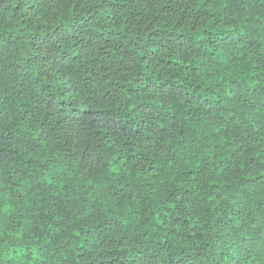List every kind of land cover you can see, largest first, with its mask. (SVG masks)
I'll use <instances>...</instances> for the list:
<instances>
[{
    "label": "trees",
    "instance_id": "trees-1",
    "mask_svg": "<svg viewBox=\"0 0 264 264\" xmlns=\"http://www.w3.org/2000/svg\"><path fill=\"white\" fill-rule=\"evenodd\" d=\"M0 264H264V0H0Z\"/></svg>",
    "mask_w": 264,
    "mask_h": 264
},
{
    "label": "snow or ice",
    "instance_id": "snow-or-ice-1",
    "mask_svg": "<svg viewBox=\"0 0 264 264\" xmlns=\"http://www.w3.org/2000/svg\"><path fill=\"white\" fill-rule=\"evenodd\" d=\"M0 236H2V233H0Z\"/></svg>",
    "mask_w": 264,
    "mask_h": 264
}]
</instances>
